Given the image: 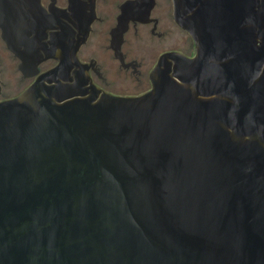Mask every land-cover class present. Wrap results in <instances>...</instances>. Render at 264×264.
Wrapping results in <instances>:
<instances>
[{
	"label": "water",
	"instance_id": "obj_1",
	"mask_svg": "<svg viewBox=\"0 0 264 264\" xmlns=\"http://www.w3.org/2000/svg\"><path fill=\"white\" fill-rule=\"evenodd\" d=\"M154 3L127 0L111 32L133 72L123 33ZM173 3L194 56L164 53L148 92L117 96L78 58L95 0H0L36 77L0 100V264H264V0Z\"/></svg>",
	"mask_w": 264,
	"mask_h": 264
},
{
	"label": "flooded vegetation",
	"instance_id": "obj_2",
	"mask_svg": "<svg viewBox=\"0 0 264 264\" xmlns=\"http://www.w3.org/2000/svg\"><path fill=\"white\" fill-rule=\"evenodd\" d=\"M39 1L49 14L51 13L49 5L54 2V6L59 9H67L69 7V0ZM126 1L95 0L96 18L91 23L86 42L78 51V58L82 63L88 64V66L91 65L92 59L96 60V63L88 71L92 82L98 88L117 96H137L148 92L152 88L150 75L161 55L168 52H178L192 57L196 52V48L192 36L175 20L173 0H155L150 10L149 19L157 20L148 22L130 20L128 29L123 33L120 51L123 54L124 62L137 61V65H133L136 67V72H133L135 68L131 64L124 67L121 59L115 55L116 50L111 46L113 40L111 32L113 28L118 27V17L123 12L121 6ZM155 25L156 28L153 29ZM4 49L10 55L6 54ZM7 59L14 61L16 70L19 73L17 81L20 84H17L18 87L21 86V88L17 87L16 92L10 94L4 92V87L7 85L3 83L1 78L3 71L2 61ZM20 62L19 57L8 49L0 28V100L19 96L35 80L36 77L23 74L19 69ZM98 64L100 65L99 73H102L100 77L97 71L93 69ZM56 65L57 61L45 66L41 73L52 69ZM137 73H140L138 78L136 77ZM8 86L10 85L8 84Z\"/></svg>",
	"mask_w": 264,
	"mask_h": 264
},
{
	"label": "rangeland",
	"instance_id": "obj_3",
	"mask_svg": "<svg viewBox=\"0 0 264 264\" xmlns=\"http://www.w3.org/2000/svg\"><path fill=\"white\" fill-rule=\"evenodd\" d=\"M181 45H182V41H181ZM4 52L8 54V51L6 49H4ZM2 67H3L2 68L3 71L1 74V78L3 80V83L7 85L6 87H4V92L9 94L12 92H16L18 88H21V86L18 87V84H20V82L17 81L19 77V73L16 70V65L14 61L12 59L4 60L2 61ZM8 84L10 86H8Z\"/></svg>",
	"mask_w": 264,
	"mask_h": 264
}]
</instances>
